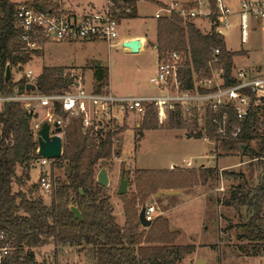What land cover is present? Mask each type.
I'll list each match as a JSON object with an SVG mask.
<instances>
[{
	"label": "trees",
	"instance_id": "trees-1",
	"mask_svg": "<svg viewBox=\"0 0 264 264\" xmlns=\"http://www.w3.org/2000/svg\"><path fill=\"white\" fill-rule=\"evenodd\" d=\"M114 1L119 12L118 19L138 17L137 0ZM16 7L17 4L10 0H0V94L3 95L14 94L16 88L21 92L27 89L24 78L14 81L10 74L9 81H6L5 70L9 67L12 73L18 64L26 65L32 58L23 50L19 40L20 32L14 28ZM156 29L155 47L158 57L172 51L185 52L187 55L179 71L183 89L193 87V72H203V75L210 77L211 70H222L226 85H232L229 77L234 66L233 59L243 54L244 50L229 52L221 34L213 31L210 35H204L191 24L183 26L181 18L175 13L158 18ZM33 56H41V52H34ZM66 68L44 66L35 81V89L41 94L67 89L71 79L69 74L63 75ZM104 72V68L96 65L93 68L95 81H102ZM95 93H99L98 88ZM54 110L57 117L65 119L66 113L58 105ZM222 113L227 115V132L241 126L237 138L220 139L215 133L213 119L220 120ZM190 116L188 130H194L199 118L197 111ZM205 116V134L199 131L188 133V137L200 139L206 136L210 142H220L226 150L244 146L243 153L251 161L257 160L262 168L255 188L247 191L242 187L233 189L230 197L222 202L239 213L244 209V221L236 225L239 233L235 238L247 244L237 247L239 254L246 257L259 256L264 252V105L244 120L237 119L232 109L225 108H220L216 114L207 109ZM167 117L169 129L183 127L185 120L179 109L170 112ZM36 118V115L29 114L15 102L5 103L0 110V229L5 232L9 244L17 249V254L23 253L26 248L30 257L27 263L16 259L12 264H32L31 249L48 243H52L57 250L68 246L75 249L77 254L85 252L90 264H179L194 250L191 245L177 246L175 241L178 233L169 230L168 222L160 216L153 219L149 228H143L136 214V200L142 205L161 189L204 185L207 178L216 172L215 169L200 167L199 171H195L173 168V171L167 172L136 170L133 182L136 193L127 198L126 194L118 195L123 198L125 225L121 227L115 221L110 197L105 193L106 188L95 179L98 163L110 160L113 156V137L122 131L116 129V126L112 133L107 132L103 138L101 132L95 134L92 128L83 126L82 115L68 117L63 129V155L53 161L64 162L65 176L63 180L56 181L51 203L45 205L38 196V184H31L27 191H13L14 184L21 188L29 182L33 162L40 158L36 154L38 143L31 127ZM144 119L141 130L157 128L154 107L147 110ZM251 142H258L256 150L248 145ZM18 168L21 169L20 176ZM121 173L126 177L130 175L124 170ZM169 178L171 181L168 182ZM72 208L79 211L81 220L76 218Z\"/></svg>",
	"mask_w": 264,
	"mask_h": 264
},
{
	"label": "built area",
	"instance_id": "built-area-1",
	"mask_svg": "<svg viewBox=\"0 0 264 264\" xmlns=\"http://www.w3.org/2000/svg\"><path fill=\"white\" fill-rule=\"evenodd\" d=\"M238 9L234 13L226 0H184L166 5L159 9L154 17L158 19L175 13L181 18L183 26L193 25L194 21L205 22L208 29L206 33L197 29L200 33L210 35L214 31L224 38L225 32L230 28L231 18L236 16L239 39L241 44H245L255 26L264 28V0H240ZM118 13L114 0H106L101 10L83 14L69 10L66 0H24L17 3L14 28L20 32L19 40L23 44V50L31 56L34 52H42L44 45L48 43L102 41L113 47L120 36ZM215 53L218 54V51ZM186 60L185 52L172 51L159 56L155 73L148 80L157 92L144 96L87 92L83 84V76L80 73L76 74L75 70L69 67L63 72L64 76L69 74L71 79L67 89L41 94L35 89V81L39 75H35L32 69H26L14 81L24 78L27 89L21 92L16 88L12 95L0 94V103L1 106L9 102L19 103L21 108L31 115H35L37 109H53V114H47V120L51 125L58 123L61 138L67 118L72 116L82 115L83 126L92 128L95 134L101 132L100 136L104 137L105 124L117 123L132 113L144 118L150 107L155 108L160 124L167 122L170 112L179 109L184 120L197 111L198 120L203 119L205 125L207 109L214 114L218 113L220 108L232 109L237 119L244 120L258 107L264 105L262 68L234 65L229 77L232 81L230 86L226 85L222 70H211L210 77L203 75V72H193V87L183 89L179 71ZM23 66L18 64L16 68L21 72L20 68ZM29 84L34 86L33 90L28 89ZM56 105L66 113L65 119L61 117L53 119ZM227 123L225 113H222L220 120L213 119L215 133L220 139L237 138L241 133V126L238 125L227 132ZM204 137L209 141L206 136ZM53 161L40 157L33 162L43 169L36 181L42 195L54 192L49 171ZM143 207L145 219L152 222L159 214L158 207L154 204H145ZM31 252H33L32 264H49L40 263L34 249H31ZM28 254L26 248L23 253L17 254V249L9 244L5 232L0 229V264H12L16 259L21 263H27L30 260Z\"/></svg>",
	"mask_w": 264,
	"mask_h": 264
},
{
	"label": "rangeland",
	"instance_id": "rangeland-1",
	"mask_svg": "<svg viewBox=\"0 0 264 264\" xmlns=\"http://www.w3.org/2000/svg\"><path fill=\"white\" fill-rule=\"evenodd\" d=\"M21 0H13V3H18ZM163 1H170V0H163ZM229 4V7L233 12L235 13L238 11L239 2L240 0H226ZM137 12L139 13L140 17L137 19H119V30L122 35H128L130 32H141L145 31L146 33L149 31H153V22L152 20L148 21L144 19V17L151 16L155 13V7L147 3L144 0H138L137 3ZM154 34V31H153ZM224 40L226 44L232 49H244L246 50L249 56L245 54V52L241 55L236 56L233 59V62L240 66L241 64L251 65L254 59L258 57L264 56V28L259 27L257 28V32L251 35L247 41L246 44H240L239 39V27H238V18L236 16H233L230 20V28L225 32ZM48 45V44H47ZM52 45V44H51ZM56 47V46H54ZM53 46H45L44 51V63H47V56H49V51H56ZM69 50V53H72V58L74 59V65L75 66H84L86 62L90 63H96V65H101L103 68H105L104 76L102 81H95L93 79V74L91 72V66L90 64L87 65L86 68H74L76 74H81L83 76V84H85V89L87 92H96L97 88L99 89V92L107 93L111 92L115 95H125V96H132V95H139V94H149L146 92L141 93L140 89H149L152 85L150 82H148V78L151 74V67L153 65V54L151 51L148 52V54H145L141 58L135 57V55L131 54V56L124 54L121 47H116L113 45L108 46L106 43L102 41H97L96 44L92 45H85L84 47H78L77 49H74L72 46ZM67 51L64 52V55L66 56ZM43 56V55H42ZM245 56H247L245 58ZM40 56H32L31 62L27 63L23 66L22 71L19 72L17 68L13 70L12 77L13 79H18L23 71H26V69L32 68L34 69L35 75H40V68L42 66V59H39ZM66 62L69 63L70 57L66 58ZM139 61V62H138ZM137 62L138 65L141 67L140 70H137ZM242 65V66H243ZM250 68H254L253 66H248ZM68 68V67H67ZM106 69L108 71V83L109 87H106L107 85V73ZM86 70V71H85ZM24 73V72H23ZM85 73V74H84ZM109 88V89H108ZM150 92V91H149ZM2 109L1 103H0V110ZM53 114V109H37L35 110L36 119L32 122L31 127L34 132V137H36V133L39 130L40 125L48 121L47 120V114ZM57 118L56 115L53 116V119ZM144 118L138 117L136 114L132 115H126L123 120L118 121L117 123L111 122L108 125H104V134L107 132H113L116 129H122L121 132H118L115 134V137H113V145H112V153L113 156L110 160H101L97 167H96V181L99 179V173L102 167H106L109 171L113 172V176L115 177L116 171L114 166L117 164L116 160L119 159L118 157H115L117 153L122 150L123 146V152L125 156H128L130 153V150H132L133 147V141L136 143L139 139V134H142L144 130H141V127L144 123ZM191 124V121L185 119L183 123V127L179 129H169L168 123L165 122L163 124H160L157 120L156 129H150L145 131H150L149 133L145 134V140L142 143V148L140 149V152L142 157L146 160L148 158L153 159L152 163L157 166L159 169H167L168 164L170 161H173L177 166L184 167L186 161H190L193 164V167H197L195 171H199L200 165L203 168H207L206 166H216L212 167L216 170L214 174H212L210 177L207 178L206 183H208V188L211 191L212 200H213V206L217 207V205H221L223 201L228 199L230 197L231 191L236 188L242 187L244 191L251 190L257 186V183L259 182L260 176L262 174V168L259 166L257 160L251 161L248 156H246L243 153V150L241 148L239 149H232V150H226L221 148L220 143L213 144L210 142V144H207V142L201 141V140H180L175 138V134L168 130H176L179 132V134L188 135V133H197L201 132L204 133V120H198L197 128L194 130H188ZM140 130V132H139ZM163 130V131H161ZM168 131V132H165ZM124 133V134H123ZM105 138V136L103 137ZM37 140V137H36ZM98 141L96 142V144ZM65 145L64 137L62 136V151L63 147ZM251 149L256 150L258 148V142H251L248 144ZM215 146L217 149H215ZM220 146V147H219ZM151 156L155 157L152 158ZM213 156V157H212ZM217 161V163H216ZM147 162H151L150 160H147ZM122 168V169H121ZM32 174L30 175L29 182L25 183L23 187H19L17 185H13V191H17L19 189L23 191H27L29 189V186L31 184H36L37 176L41 171L43 170L40 168L37 164L32 165L31 167ZM30 169V170H31ZM65 164L63 163H52L50 165L49 171L51 172V178L52 183L54 184V189L56 185V181L58 179L63 180L65 176ZM120 170H124L126 174L129 175V184L128 185V191L126 193V198L131 197L136 193L134 177H135V169H131L130 167H125V164L122 163L120 166ZM183 170V169H182ZM20 170H17V173ZM173 171V170H172ZM167 172V171H163ZM230 175H229V174ZM31 181V182H30ZM167 181H171L170 178L167 179ZM133 183V184H131ZM119 183L107 187L105 189V193L111 198L110 193H112L113 198L110 202L111 206H113V213L116 217V222L121 223L123 222V213H121V207L123 210V198L119 197L117 194V187ZM54 195L53 193H49L46 195H42L40 190H38V196H40L43 199V202L45 205H49L51 203V199ZM148 197L144 203L141 205L139 200L137 199V207H136V214L139 213L141 208L145 204H154L150 203ZM223 206V205H222ZM196 208V205H195ZM120 209V210H119ZM219 211V210H217ZM216 212V211H215ZM121 213V214H120ZM240 214V215H239ZM244 209H242L239 212H236L232 208L222 207L220 209L219 213H217L216 219L220 217V221H222V227H230V229L234 228V225L240 222H243ZM123 215V216H122ZM233 235L230 236L233 238L234 242L237 245V239L234 233L231 232ZM239 233V232H238ZM244 246H246L247 243L242 242ZM235 250V249H234ZM34 252L36 254V258L39 260L40 263L47 262L49 264H90L89 260L86 259V253L83 252L82 254H77L75 249H72L70 247L62 248L61 250H57V248L52 244L48 243V245L38 247L34 249ZM57 252V253H56ZM262 264H264V254L262 256Z\"/></svg>",
	"mask_w": 264,
	"mask_h": 264
},
{
	"label": "crops",
	"instance_id": "crops-1",
	"mask_svg": "<svg viewBox=\"0 0 264 264\" xmlns=\"http://www.w3.org/2000/svg\"><path fill=\"white\" fill-rule=\"evenodd\" d=\"M10 1L13 2V0H10ZM22 1L24 0H21L20 2ZM174 1L182 2L184 0H170L168 2L163 1V0H152V2L147 1V3H150L155 7V13L151 16L144 17V19H146L147 21L148 19L152 20L153 28L151 29H153L154 34H153V31L151 32L149 30L147 33L145 31H141V32L135 31V32H130V34L128 35H122V36L120 33L119 39L114 45L116 47H121L123 52H125L124 54H127L129 56H131V54L132 55L134 54L135 57H139V58H141L145 54H148V52L151 51L153 54L154 60H153V65L151 67V74L149 77H151L155 73V70L157 67L156 62L158 59L157 47H155L156 36H157V29H156L157 19L154 16L156 13L159 12V9H161V7H165L166 5H169L170 3ZM105 2L106 0H66V6L68 7L69 10H71L74 13L83 14L86 12H93L95 10L96 11L101 10L104 7ZM137 3H138V0H137ZM136 12H137V7H136ZM137 14H138L137 18H139L140 15L138 12ZM193 26L202 33H206L208 29L207 24L201 21L200 22L194 21ZM257 28L259 27L255 26V29L250 34V36L257 32ZM132 39L139 41V50L136 53H133L129 49L122 47V44L124 42L131 41ZM96 42L95 43H92V42H78V43L77 42H74V43L60 42V43H48V45L47 44L44 45L43 51L41 52V56L39 57V59H42V66L40 68V72L42 71L44 66L45 67H59V68L61 67L73 68L74 67L78 69L80 68V70H82V68H86L87 65L90 64L91 66L90 70L93 74V79H94L93 68L96 67L95 66L96 63L86 62L84 66H75L73 64L75 62L74 59L72 58L73 54L69 53L68 52L69 50L67 49H71L72 46L74 47V49H77L78 47L82 48L85 45L88 46V45L96 44ZM263 43H264V40H263ZM224 44L226 45V49L229 52H236V51L241 50V49L232 50L226 44L225 40H224ZM45 46H53V47L56 46L54 47L56 51H51V53L50 51L48 52L49 56H47L46 58L47 60L46 64L43 62L45 60L44 59ZM65 51H67L66 56L64 55ZM244 52L247 56H249L246 50H244ZM247 56H245V58ZM68 57H70L69 63L68 64L64 63L66 62L65 60H67L66 58ZM138 62H137V70H140L141 67L138 65ZM252 62L253 63L248 66L254 65V67H257L259 69L262 68L264 70V56L258 57L254 59ZM234 65L236 64L234 63ZM98 66H101V65H98ZM243 66L248 67L247 63L246 65H243ZM101 67L103 68V66ZM29 69H32V68H29ZM107 70L109 69H106L107 85L105 86L109 87V83H108L109 73ZM146 90L147 91H145V89H140V92L141 93L146 92L149 94H153L157 92L153 86H151L149 89H146ZM149 94H139V95L144 96V95H149ZM150 131H154V130H150ZM150 131H143V133L141 134V137L137 140V142L135 143L133 141V147H132V150H130L129 152L130 154L128 156H125L123 152V146H122V150H120L118 154L115 156V157L119 156V159L116 160L117 164L114 166L115 168L114 171H116L115 177H112L113 172L109 171L105 166L102 167L100 171L104 172L103 174H104V182H105L104 187L105 188L113 185V183L114 185L119 183V178L121 175L120 166L122 163L125 164V167L128 166L131 169L149 171V172L151 171H172L173 168H178V169H183V170H186V169L191 170V169L197 168V167H193V164L190 161H186L184 167H179L175 163H173V161H170V163L167 165L168 166L167 169H159L157 168L156 165H154V163H152L153 159L148 158L145 160L141 155L142 152H140V149L142 148V143L145 140V136H146L145 134L149 133ZM168 131L175 134L176 139H180L183 141L193 140V139L196 140L193 137H188L187 135L179 134V132H177L176 130H168ZM168 131H165V132H168ZM198 140H201V141L207 142V144H210V142L206 140L205 137L200 138ZM215 149H217L216 146H215ZM151 157L155 158L153 156ZM147 160H150L151 162H147ZM187 163H189V165ZM202 166L204 165H200V167ZM205 167L207 168L217 167L218 168V165L216 164V166H212V167L205 165ZM18 169L20 170L18 172V176H20L22 174L21 169L20 168ZM32 170L33 169L29 171L30 175L32 174L31 173ZM208 183H205L204 185L191 186V187H187L184 189H173V188L164 189V190L161 189L153 193L149 198L150 203H154V205L158 207L159 209L158 216H160L161 218L165 219L168 222L169 230L178 233L175 244L177 246H182V247H186L188 245L194 246V250L190 254L185 256V258H183L179 264H262V256L264 252H262L259 256H256V257H246L244 255L239 254L237 247L242 244V241L239 242L237 240V245H235L236 243L234 242L233 238H231L230 236L233 235L231 233L233 231L236 232L234 233L235 236L238 234L239 231L237 230L236 225H239L240 223L235 224L234 228L230 229L229 226L222 227V221H220V217L216 219L217 213H219L222 207L232 208L233 210L235 209L231 206H226L224 203H221V205L219 206L217 205V207L215 205L214 207L213 200L211 197L212 193L208 188L209 187ZM117 190H118V187H117ZM110 196H111L110 198V202H111L113 198L112 193H110ZM195 205H196V208H195ZM235 211L238 212L237 210ZM121 213H123L122 207H121ZM263 220H264V217H263ZM115 221H116V217H115ZM118 224L121 227L125 225L124 216H123V222L118 223Z\"/></svg>",
	"mask_w": 264,
	"mask_h": 264
},
{
	"label": "water",
	"instance_id": "water-1",
	"mask_svg": "<svg viewBox=\"0 0 264 264\" xmlns=\"http://www.w3.org/2000/svg\"><path fill=\"white\" fill-rule=\"evenodd\" d=\"M122 47L129 49L131 52L136 53L139 50V41L132 39L131 41L124 42L122 44ZM10 68L7 67L5 70V80L9 81L10 79ZM28 89L33 90L34 86L30 85L28 86ZM61 132V129L58 125V123H53L52 125L48 122L45 121L43 122L39 130L36 133L37 137V155L39 157L44 158V159H59L62 157V138L59 137V133ZM242 150L244 149V146L241 148ZM104 172L100 171L99 173V179L98 183H100L102 186L105 185L104 182ZM128 184H129V177H126L124 173H121L120 178H119V186L117 190L118 195H123L126 194L128 191ZM73 213L75 214L76 218L81 220V215L79 211L76 208H72ZM144 211L145 208H141V210L138 213V221L141 223L143 228H149L152 224V222L147 221L144 217Z\"/></svg>",
	"mask_w": 264,
	"mask_h": 264
}]
</instances>
